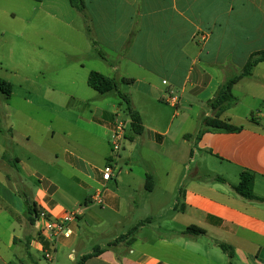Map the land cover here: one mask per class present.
I'll return each mask as SVG.
<instances>
[{"label": "crops", "instance_id": "1", "mask_svg": "<svg viewBox=\"0 0 264 264\" xmlns=\"http://www.w3.org/2000/svg\"><path fill=\"white\" fill-rule=\"evenodd\" d=\"M83 1V10L69 0L39 2L56 22H64L58 13L70 17L65 21L68 24L81 20L78 33L84 36L89 55L100 62L94 71L125 85L124 94L140 114L142 134L130 131L125 139L133 144L124 155L126 191L121 196L106 189L114 177L104 180L102 166L68 147L67 167L50 161L53 177L41 174L25 156L2 154L0 204L15 212L19 223L0 245V264H77L96 246L103 251L86 264H209L213 259L217 264H264V202L241 197L229 182V176L240 180L243 171L253 172L254 193L264 198V62L234 85V98L221 114V119L240 130H211L199 136L204 119L217 112L212 102L222 86L242 73L254 53L264 51V0ZM120 85L114 90L117 95L122 92ZM242 104L246 106L243 116L236 111ZM115 114L110 117L101 111L89 122L112 133L119 118ZM124 119L132 121L128 115ZM169 135L176 144L170 143ZM177 154L200 155L204 162L211 156L224 181L176 186L165 180L168 168L147 165L153 156ZM21 172L31 177L41 174L40 186L31 196L39 212L50 219L66 211L81 212L72 223L70 238L53 243L36 221H30L15 183L25 182ZM62 174H67V184L61 183ZM149 175L153 178L151 191L147 190ZM100 187L105 188L103 202L97 203L94 196ZM169 193L170 199L165 197ZM93 222L98 227L88 229ZM192 225L205 230L200 234L220 233L221 243L232 242L233 256L219 241L211 248L201 246L199 234L187 232ZM134 227L132 235L116 241ZM46 251L52 259L46 257Z\"/></svg>", "mask_w": 264, "mask_h": 264}, {"label": "rangeland", "instance_id": "2", "mask_svg": "<svg viewBox=\"0 0 264 264\" xmlns=\"http://www.w3.org/2000/svg\"><path fill=\"white\" fill-rule=\"evenodd\" d=\"M43 9L36 0H0V76L13 84L10 97L0 95V156H25L41 174L53 177L54 166L50 161L67 167L66 147L102 167L108 163L109 156L114 160L116 155L122 154L123 158L119 157L118 162L113 163L115 176L106 188L122 196L126 191L125 173L128 169L124 158L133 144L125 141V147L115 153L112 133L89 120L99 117L101 111H107L110 117L116 111L119 118H127L125 104L120 108L121 99L115 91L100 94L89 86L88 76L100 67V62L89 55L84 45L86 40L78 33L81 20L68 24L70 17L58 13L64 16V22H56V18ZM120 90L125 93L127 87L121 84ZM238 95L242 97V94ZM173 111L170 108L171 114ZM236 111L243 116L246 106L242 104ZM236 121L246 123L244 120ZM176 124L177 121L174 128ZM130 131L131 126L127 134ZM174 134L173 129L175 138ZM172 136L169 135V139ZM170 143L176 144L173 139ZM56 154H59L58 160H55ZM210 159L204 162L200 155L194 158L190 154L160 155L153 156L147 165L156 169L168 168L170 174L165 176V180L176 186L194 181L221 183L217 178L223 177L220 174L222 170L215 166V159L211 156ZM21 174L26 177L25 184L21 181L15 183L19 192L31 199L32 192L35 193L40 186L39 176ZM159 177H164V174L159 173ZM59 178L64 184L69 181L67 174ZM229 182L236 186L240 180L237 176H229ZM165 197L170 199V193ZM18 218L15 212L7 211L0 204V245L9 239L13 227L19 223ZM93 223L94 226L87 227L86 223L84 226L90 230L97 228L98 222ZM219 234L215 231L199 234L198 242L211 248L215 241L223 242L217 237ZM227 242L229 245L232 243ZM215 248L221 252L220 248ZM207 262L217 264L215 259Z\"/></svg>", "mask_w": 264, "mask_h": 264}, {"label": "trees", "instance_id": "3", "mask_svg": "<svg viewBox=\"0 0 264 264\" xmlns=\"http://www.w3.org/2000/svg\"><path fill=\"white\" fill-rule=\"evenodd\" d=\"M37 1H43V0H37ZM70 3L78 8L79 10H83L84 8V1L83 0H69ZM264 62V51H260L257 53H254L247 64L245 65L242 73L239 75L234 76L233 78L229 79L221 88L218 96L213 100L212 104L215 109H217V112L215 116H209L204 119L203 126L204 128L201 130L199 136L204 133L205 131H237L240 130L241 127L237 125H233L223 119H221V114L227 109L230 102H232L234 95H233V87L234 85L242 79V77L246 75H250L254 68L260 63ZM88 84L90 87H92L94 90H96L100 94H106L109 92H112L114 90L119 89L120 83L117 81L116 78L110 77L107 75H104L103 73H100L98 71H91L88 76ZM13 93V84L0 76V95H3L5 97H10ZM118 96L123 100L125 104L124 112L131 117V131H133L134 135H140L143 132V126H142V120L140 117L139 112H137L131 103V99L127 94H124L122 92H118ZM123 102L120 103V106L123 104ZM111 161V159H110ZM220 181H224V178L218 177L217 178ZM254 181H255V174L250 171H243L241 173V179L238 185L233 186L234 190L237 194H239L241 197L247 199V200H254V201H263L264 198L257 196L254 193ZM147 190H152L153 185V178L149 175L147 176ZM21 197L24 199L27 207H28V215L30 221L33 223L36 221V216L39 213L37 204L32 199L28 198V196L23 195L20 192ZM137 227H134L132 231L124 235L120 238H117V242L129 237L136 231ZM187 232L192 234H200L204 233L205 230L199 226L192 225L187 229ZM220 246L222 249L233 256L234 250L233 247L230 246L227 243H221ZM103 251V249L100 246H96L93 250V252L83 255L77 264H86V261L94 256H97Z\"/></svg>", "mask_w": 264, "mask_h": 264}, {"label": "built area", "instance_id": "4", "mask_svg": "<svg viewBox=\"0 0 264 264\" xmlns=\"http://www.w3.org/2000/svg\"><path fill=\"white\" fill-rule=\"evenodd\" d=\"M176 101V98H174ZM131 124V120L118 118L114 123L112 130V147L113 151L119 152L123 148V143L126 139L127 130ZM119 158V154L116 155V160ZM111 159L110 163L106 164L102 168V174L104 180H111L115 174L114 162ZM117 163V162H115ZM94 200L97 203L103 202V189H99L97 194L94 196ZM81 214L80 211H66L59 218L50 219L44 212H39L36 216V224L46 239L56 243L60 238H70L74 233L72 223L75 222L78 216ZM41 225H38L40 224ZM46 257L52 259L53 255L50 251L45 252Z\"/></svg>", "mask_w": 264, "mask_h": 264}]
</instances>
